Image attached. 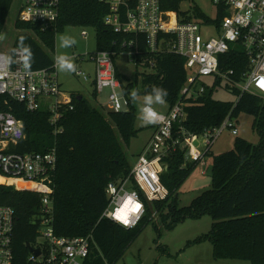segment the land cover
Masks as SVG:
<instances>
[{"label":"trees","instance_id":"obj_1","mask_svg":"<svg viewBox=\"0 0 264 264\" xmlns=\"http://www.w3.org/2000/svg\"><path fill=\"white\" fill-rule=\"evenodd\" d=\"M188 0H161L165 11H180V5ZM14 0H0V35L3 33ZM110 13L108 4L100 0H60L58 21L48 29L39 23L17 20L16 29L23 31L15 39V47L24 45L31 50L28 66L31 70L51 69L54 60L46 51H55L56 37L67 27L91 28L96 31L97 52L111 51L119 55L138 48L135 61L153 68L142 75L143 91L136 89L138 76L134 81L118 77L131 103L129 112L107 114L90 104L83 97L78 100L73 94L74 110L63 112L60 125L63 132L53 134L49 123V113L41 110L29 113L21 103L0 96V110L11 112L24 124L26 138L11 150L19 153L46 152L56 149L58 166L55 175L54 229L58 236L75 238L93 235L90 255L85 264H115L134 240L153 222L152 211L161 214L164 222L171 218L168 230L174 229L187 219H200L209 215L211 231L191 244L209 242L215 260L246 261L250 264H264V98L228 88L237 101L214 99L213 90L204 97L189 101L187 121L184 127L193 134H202L207 129L219 127L230 116L237 119L241 114L255 116L254 128L260 135V143L253 145L243 138H236L233 149L213 158V185L197 197L189 207L180 208L176 194L188 178L195 164L185 161L184 153L169 159L168 171L162 182L170 194L166 200L146 203L145 213L133 228H126L103 217L110 205L107 187L110 182L126 179L132 171L125 147L137 136L136 112L132 104L133 89L140 94H148L153 86L167 90L166 103L174 106L187 80L185 59L171 53L152 54L148 51L145 37L116 33L109 28L104 18ZM226 12L219 9L216 24ZM193 17L210 22L200 9H195ZM192 18V17H188ZM133 42V45L130 44ZM124 43L126 45L124 46ZM248 69V59L244 52L232 49L220 57L222 72L234 71L232 79L241 82ZM126 85H125V84ZM217 83L220 85L221 80ZM94 96L96 91L94 90ZM210 154V153H209ZM0 206H10L16 211L13 234L14 264L29 262L30 244H38L37 224L33 219L40 213V196L36 192L17 190L10 186H0Z\"/></svg>","mask_w":264,"mask_h":264},{"label":"built area","instance_id":"obj_2","mask_svg":"<svg viewBox=\"0 0 264 264\" xmlns=\"http://www.w3.org/2000/svg\"><path fill=\"white\" fill-rule=\"evenodd\" d=\"M109 5L110 13L105 24L116 33L145 37L150 53L171 52L185 59L187 80L178 102L169 107L167 114H160L159 122L151 125L153 132L149 142L137 158L128 178L110 182L107 195L110 205L103 217L126 228H133L145 213L146 203L152 204L169 197V190L162 178L168 171L169 159L178 151L185 161L207 167L205 156L214 143L226 131L238 135L235 119L228 116L217 128L202 134L186 130V107L189 101L204 97L215 90L218 80L245 93L264 98V0H214L217 12L223 8L226 15L216 24L195 17L188 18L176 12L165 11L161 0H100ZM60 0H24L18 20L39 23L42 29L53 26L59 18ZM217 17V16H216ZM87 32L83 36H87ZM1 41V38H0ZM133 45V42H130ZM126 43H124V46ZM232 49L241 50L248 59V69L241 82L234 81L233 70H220V57ZM138 48L124 53L136 66ZM116 53L101 51L91 55L93 76L77 71L85 81L92 80L98 94L108 88L110 112L131 110V103L118 77ZM84 60V59H83ZM82 60V61H83ZM85 61V60H84ZM86 62V61H85ZM28 65V61H27ZM151 64L150 68H153ZM206 79H210L207 84ZM124 94V102L118 95ZM21 103L29 113L44 110L49 113L53 134L63 132L60 125L63 112L73 111V94L62 90L57 68L31 70L26 66L25 53L15 45L0 51V96ZM1 106V102H0ZM26 138L24 124L14 113L0 110V186L36 192L40 196L39 215L33 223L39 227V257L30 253L31 264H85L90 255L93 235L68 238L58 236L54 229L55 175L58 166L56 149L46 152L19 153L12 151ZM203 173H207L203 170ZM132 199L138 210L128 207L134 216L132 223L123 219V210ZM16 211L10 206H0V264H14L13 234Z\"/></svg>","mask_w":264,"mask_h":264},{"label":"rangeland","instance_id":"obj_3","mask_svg":"<svg viewBox=\"0 0 264 264\" xmlns=\"http://www.w3.org/2000/svg\"><path fill=\"white\" fill-rule=\"evenodd\" d=\"M23 1L14 0L13 2L4 31L0 35V51L14 46L17 35L23 32L15 27ZM195 9H200L212 20L216 19L217 6L214 0H188L183 1L180 5V11L184 12L187 17H193ZM84 32H87L88 35L83 36ZM60 35H70L76 39L77 43L71 48H58V37ZM96 50V31L91 28L82 27L65 28L56 37L55 51L51 52L46 49L53 60L58 53L68 54L73 58L77 71H83L91 75V77L93 76V65L89 60L91 55L96 53ZM116 65L123 78L126 77L134 81L135 77L138 76L136 89L142 92V75L150 73L151 69L146 66H136L125 54L119 55L116 58ZM77 71L75 73L58 71L62 90L67 94L82 95L92 106L97 107L105 114L109 113V95L111 91L108 88L104 89L98 94L96 100L92 80L85 81L83 77L77 76ZM205 81L208 84L210 79H206ZM132 91H135V89ZM118 95L122 99V102H124L123 92L118 91ZM145 95L140 93L137 100L135 102L132 101L137 116L136 129L139 130L137 136L131 140L130 145L125 147V152L132 168L149 142L153 132L151 125H143L139 119V110L143 105ZM212 97L220 101H237L236 96L225 82H222L214 90ZM154 108L158 113L167 114L169 104L154 105ZM235 122L239 131L238 135H233L230 129L226 130L214 143L210 154L205 156L207 167H203L201 164L195 165L188 178L179 187L176 199L180 208L189 207L197 197L212 188L213 158L232 150L236 138H243L253 145L260 143V135L253 126L255 122L254 115L241 114L235 119ZM203 170L207 173L204 174ZM151 214L153 222L146 226L144 231L134 240L125 254L115 264H250L246 261L215 260L213 258L211 243L207 241L200 244L190 243L211 231L213 220L209 215H205L197 220L189 218L179 223L174 229L168 230L167 225L171 223V218L164 222L161 214H158L155 210Z\"/></svg>","mask_w":264,"mask_h":264},{"label":"clouds","instance_id":"obj_4","mask_svg":"<svg viewBox=\"0 0 264 264\" xmlns=\"http://www.w3.org/2000/svg\"><path fill=\"white\" fill-rule=\"evenodd\" d=\"M24 37H20V45L25 53L26 66L28 59L31 57V50L24 45ZM77 43L76 39L70 35H60L58 37V48L67 49L73 47ZM54 66L58 71L66 73H75L77 66L71 56L66 53H58L54 58ZM167 90L158 86H153L150 93L143 98V105L139 110V119L143 125H153L159 122L160 114L154 108V105H163L166 103ZM131 99L133 102L137 100L138 93L132 91Z\"/></svg>","mask_w":264,"mask_h":264},{"label":"bare ground","instance_id":"obj_5","mask_svg":"<svg viewBox=\"0 0 264 264\" xmlns=\"http://www.w3.org/2000/svg\"><path fill=\"white\" fill-rule=\"evenodd\" d=\"M128 207H133L135 210H138L139 207L134 203L132 199H128V201L126 202L122 214H123V219L129 224L132 223L135 218L133 215L129 214Z\"/></svg>","mask_w":264,"mask_h":264},{"label":"water","instance_id":"obj_6","mask_svg":"<svg viewBox=\"0 0 264 264\" xmlns=\"http://www.w3.org/2000/svg\"><path fill=\"white\" fill-rule=\"evenodd\" d=\"M78 100H82L83 97L81 95L77 96ZM30 253H32L34 256L39 257L41 255V250L39 248H34L30 244L27 245Z\"/></svg>","mask_w":264,"mask_h":264}]
</instances>
